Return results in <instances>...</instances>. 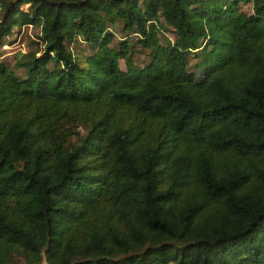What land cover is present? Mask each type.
I'll return each instance as SVG.
<instances>
[{
    "label": "trees",
    "instance_id": "1",
    "mask_svg": "<svg viewBox=\"0 0 264 264\" xmlns=\"http://www.w3.org/2000/svg\"><path fill=\"white\" fill-rule=\"evenodd\" d=\"M23 28L0 264H264V0H0Z\"/></svg>",
    "mask_w": 264,
    "mask_h": 264
},
{
    "label": "rangeland",
    "instance_id": "2",
    "mask_svg": "<svg viewBox=\"0 0 264 264\" xmlns=\"http://www.w3.org/2000/svg\"><path fill=\"white\" fill-rule=\"evenodd\" d=\"M38 30L32 28H23L22 34L17 38L18 41L16 45L9 46L4 45L0 49V62H5L10 67L13 65L14 61L19 58L20 55L24 54L28 50H33L35 45L32 42V36L37 33ZM116 31V40L114 45H117L120 41H124L127 37V34L121 33L118 29ZM166 37L172 38L171 34H166ZM15 37L11 38L13 40ZM37 40V39H36ZM7 44V43H6ZM134 53H132V62L136 67H143L149 61L147 52H144L138 48L133 49ZM120 67L122 70H125V63L123 61L120 62ZM17 75L21 77L23 75L22 71H18Z\"/></svg>",
    "mask_w": 264,
    "mask_h": 264
}]
</instances>
